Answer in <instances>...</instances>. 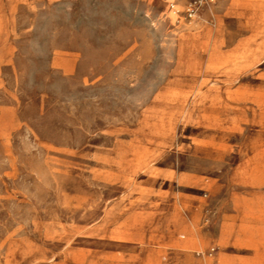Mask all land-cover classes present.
<instances>
[{
    "label": "rangeland",
    "instance_id": "obj_1",
    "mask_svg": "<svg viewBox=\"0 0 264 264\" xmlns=\"http://www.w3.org/2000/svg\"><path fill=\"white\" fill-rule=\"evenodd\" d=\"M172 2L0 0V264H264V0Z\"/></svg>",
    "mask_w": 264,
    "mask_h": 264
},
{
    "label": "built area",
    "instance_id": "obj_2",
    "mask_svg": "<svg viewBox=\"0 0 264 264\" xmlns=\"http://www.w3.org/2000/svg\"><path fill=\"white\" fill-rule=\"evenodd\" d=\"M213 0H187L186 6L184 10H180L178 8H176V3L172 2L170 4V8L173 11V13L178 16L177 20L180 21V18L183 16L185 19H189V20H193L195 18H197L200 14L202 9L204 8V6H202V4L206 5L208 3H211ZM215 251V248L212 247L209 251H208V255L211 256L213 255ZM201 254V252H199V255Z\"/></svg>",
    "mask_w": 264,
    "mask_h": 264
},
{
    "label": "bare ground",
    "instance_id": "obj_3",
    "mask_svg": "<svg viewBox=\"0 0 264 264\" xmlns=\"http://www.w3.org/2000/svg\"><path fill=\"white\" fill-rule=\"evenodd\" d=\"M240 232H241V230H240Z\"/></svg>",
    "mask_w": 264,
    "mask_h": 264
}]
</instances>
